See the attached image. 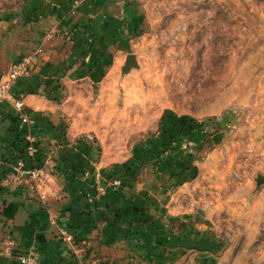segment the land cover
<instances>
[{
	"label": "rangeland",
	"instance_id": "obj_1",
	"mask_svg": "<svg viewBox=\"0 0 264 264\" xmlns=\"http://www.w3.org/2000/svg\"><path fill=\"white\" fill-rule=\"evenodd\" d=\"M70 1L75 12L95 0ZM48 5L0 0V14L11 12L25 26L48 22ZM96 6L87 31H119L114 48L92 62L94 39H87L73 62L87 70L71 65L44 96L58 106L67 141L101 173L88 196L119 193L132 182L148 202L139 206L147 219L125 227L129 256L119 264H214L223 255L232 264H264V0ZM36 27L26 48L34 65L50 34H59ZM68 27L73 40L79 25ZM129 54L137 66L125 72ZM64 229L69 249L86 245ZM6 240L14 242L9 252ZM0 242L1 252L16 255L12 235Z\"/></svg>",
	"mask_w": 264,
	"mask_h": 264
},
{
	"label": "crops",
	"instance_id": "obj_2",
	"mask_svg": "<svg viewBox=\"0 0 264 264\" xmlns=\"http://www.w3.org/2000/svg\"><path fill=\"white\" fill-rule=\"evenodd\" d=\"M47 1L49 7H44L46 11L42 13L48 15V22L25 26L11 12L0 14V76L6 75L11 65L28 52L27 40L32 43L35 39L36 25L58 28L59 33L50 34L51 38L44 42L42 61H37L33 74L21 78L13 89L14 96L24 101L30 123L21 124L10 100L0 103V240L12 235L17 243L16 255L10 256L1 252L0 242V264H19L20 254L34 255L41 264H119L122 256H129L125 227L147 219L148 211H140L139 206H147L148 202L131 189L132 182L126 183L119 193L109 190L103 196H88L95 193L101 173L67 141L58 106L44 96L54 77L71 65H75L71 68L74 72L87 70L86 65L80 68L73 64L85 49L87 39H94L89 51L92 62L96 58L99 62L102 50L114 48V34L119 31L98 30L94 37L87 31L86 24L97 14L98 0L82 4L75 12H70V0ZM70 23L79 25L73 40L66 34ZM25 134L35 137L37 146L36 154L26 157L25 167L42 168L44 176L40 179L23 176L15 167L16 161L25 156ZM64 227L86 245L69 249L60 235ZM178 259L170 264H185ZM214 264L232 261L223 255Z\"/></svg>",
	"mask_w": 264,
	"mask_h": 264
},
{
	"label": "built area",
	"instance_id": "obj_3",
	"mask_svg": "<svg viewBox=\"0 0 264 264\" xmlns=\"http://www.w3.org/2000/svg\"><path fill=\"white\" fill-rule=\"evenodd\" d=\"M33 68L34 56L30 53H25L20 57L19 60L11 65L6 75L0 76V103L4 100H10L21 124L30 123V116L24 109V101L14 96L13 89L21 78L29 77L32 75ZM23 141L25 156H21L16 161L15 167L23 176H28L33 179H40L44 176L42 169L37 167H25L26 157L31 158L37 152L36 139L31 135L25 134L23 137ZM60 231L64 235L65 240L71 241L72 236L69 235L64 228H62ZM4 243L6 244V250L9 252L14 242L12 240H6ZM18 262L19 264H41V262L31 254L18 255Z\"/></svg>",
	"mask_w": 264,
	"mask_h": 264
},
{
	"label": "water",
	"instance_id": "obj_4",
	"mask_svg": "<svg viewBox=\"0 0 264 264\" xmlns=\"http://www.w3.org/2000/svg\"><path fill=\"white\" fill-rule=\"evenodd\" d=\"M137 66V60L134 54H129L123 67L125 72L129 71L132 67Z\"/></svg>",
	"mask_w": 264,
	"mask_h": 264
}]
</instances>
